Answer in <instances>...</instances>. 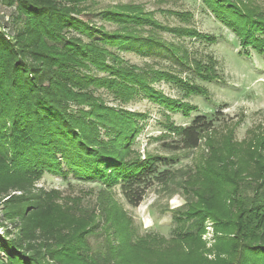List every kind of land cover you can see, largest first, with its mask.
<instances>
[{
	"label": "trees",
	"instance_id": "trees-1",
	"mask_svg": "<svg viewBox=\"0 0 264 264\" xmlns=\"http://www.w3.org/2000/svg\"><path fill=\"white\" fill-rule=\"evenodd\" d=\"M84 1L0 0L13 10L7 16L14 21L13 25H0V225L4 228L0 251L5 254V264L110 263L112 253H96L90 261L71 259L82 247L78 240L70 247L77 237L63 233L54 219L55 191L37 187L46 173L63 178L72 175L110 188L119 186L133 206L141 204L155 182L168 186L175 180L171 169H160L178 162L177 155L149 153L142 157L132 150L146 116L124 106L143 97L189 117L197 106L169 97L155 83H178L188 96H207L208 90L173 70L139 71L111 48L168 49L176 62L201 80L220 79L213 57L205 61L191 57L183 46L171 49L153 31L163 29L208 43L218 41L215 35L164 26L152 13L133 5L101 12L104 20L121 26L108 31L80 17ZM202 2L236 34L243 54L250 56L251 50L264 54L260 0ZM145 26H150L147 34ZM100 89L112 93L122 106L109 105L96 94ZM167 129L174 139L163 144L166 149L192 150L201 145L213 123L197 116L189 125L171 122ZM252 153L257 167H264V135L257 138ZM228 157L213 155L204 171L232 184L231 197L237 201L238 213L232 228L236 240H242L251 253L241 264H264V178L252 182L243 180L242 171L240 177L238 172L230 173L225 166L231 162ZM185 211L181 207L174 215L180 233L199 234L203 223L199 224L193 212ZM79 239L89 247L87 240Z\"/></svg>",
	"mask_w": 264,
	"mask_h": 264
},
{
	"label": "rangeland",
	"instance_id": "rangeland-1",
	"mask_svg": "<svg viewBox=\"0 0 264 264\" xmlns=\"http://www.w3.org/2000/svg\"><path fill=\"white\" fill-rule=\"evenodd\" d=\"M81 5L85 8L80 15L82 19L108 31L121 26L104 20L101 12L133 5L152 13L164 26L195 28L215 35L218 41L208 43L199 37L179 36L163 29L153 31L171 49L183 46L191 57L205 61L213 57L220 79L201 80L176 62L168 49L149 52L111 48L139 71L173 70L204 86L208 95L188 96L180 84L162 81L155 83L156 89L198 109L188 117L143 97L124 106L146 116L140 122L142 130L132 149L134 152L142 157L149 153L179 157L175 164L160 169H171L176 173L175 180L168 186L155 182L139 206L131 205L119 186L105 187L100 182L84 181L72 175L63 178L44 174L37 187L55 191L54 219L63 227V233L77 237L70 247L73 248L76 240L82 247L71 259L83 257L90 261L96 253H112L109 264H241L251 253L244 248L242 240H236L232 221L237 219L238 213L237 201L233 202L231 197L232 184L225 178L220 182L204 170L213 155L223 153L229 154L227 161L231 162L225 166L230 173L238 172L240 177L242 171L243 180L252 182L264 178V167H257L252 153L257 138L264 135V54L255 50H251L250 56L243 54L236 34L218 21L202 0H85ZM260 5L264 9V0H260ZM12 12L0 3V25L14 24L7 16ZM174 12L188 13V16L180 17ZM145 28L147 34L150 26ZM96 94L111 106H122L104 89L97 90ZM197 116L213 123V129L204 133L198 148L170 151L163 146L174 139L167 129L169 123L189 125ZM183 180H186L185 186L181 184ZM181 207L186 209V214L193 212L194 217L200 219L199 224L203 223L199 234L180 233L174 215ZM1 209L0 204V218ZM84 229L87 230L81 233ZM3 231L0 225V232ZM79 237L87 240L89 247L85 248ZM5 262V254L0 251V264Z\"/></svg>",
	"mask_w": 264,
	"mask_h": 264
}]
</instances>
